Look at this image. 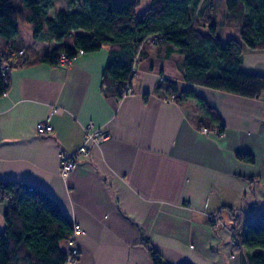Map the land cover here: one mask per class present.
<instances>
[{
    "label": "crops",
    "instance_id": "1",
    "mask_svg": "<svg viewBox=\"0 0 264 264\" xmlns=\"http://www.w3.org/2000/svg\"><path fill=\"white\" fill-rule=\"evenodd\" d=\"M68 2L55 0L52 10L73 9L65 7ZM139 2L137 16L150 0ZM209 10L217 38H236L239 27L223 22V3ZM26 27L19 46L29 56L59 46L33 43ZM2 46L0 39V52ZM109 50L106 44L68 63L8 70L0 96V180L44 191L72 227H80L76 259L65 264H152L148 247L169 264H241L231 227L264 209V94L249 98L184 82L183 56L163 44L135 65L132 94L117 98L104 84ZM238 68L264 75V50L243 47ZM169 82L203 98L223 130L203 135V128L217 127L199 114L193 99L165 101ZM46 120L52 131L38 133L36 126ZM88 124L109 138L79 155L82 164L62 177L59 155L83 145ZM238 153L251 155L253 163L238 160ZM5 206L0 201V231ZM209 216L220 223L213 225ZM61 248L68 252L65 242Z\"/></svg>",
    "mask_w": 264,
    "mask_h": 264
},
{
    "label": "trees",
    "instance_id": "2",
    "mask_svg": "<svg viewBox=\"0 0 264 264\" xmlns=\"http://www.w3.org/2000/svg\"><path fill=\"white\" fill-rule=\"evenodd\" d=\"M13 1L0 0V96L6 91L10 68L34 62L55 65L60 63L61 53L71 60L78 50L95 52L106 44L110 50L104 84L117 98H122L127 85L130 88L135 65L149 55L152 46L163 44H170L183 56L184 82L249 98L264 94V75L238 68L243 47L264 50V0H150L138 16L139 0H73L74 10H59L52 17L49 12L55 0H20V7ZM219 1L225 8L223 22L230 28L239 27L236 38L220 41L216 36L217 25L209 9ZM19 24L30 28L33 43L59 46L50 54L32 50L29 56L18 43ZM20 50L24 51L21 58L17 57ZM167 89L176 100L193 99L199 114L217 127V133L223 130L215 110L191 89H179L173 82ZM237 159L254 161L251 155L240 153ZM0 201L6 202L0 264L67 262L68 253L61 244L71 236L73 227L48 194L24 182L0 180ZM228 212L236 221L232 209ZM237 233L241 248L233 245V249L242 251L241 264H264V209ZM147 249L152 264H169L152 248Z\"/></svg>",
    "mask_w": 264,
    "mask_h": 264
},
{
    "label": "built area",
    "instance_id": "3",
    "mask_svg": "<svg viewBox=\"0 0 264 264\" xmlns=\"http://www.w3.org/2000/svg\"><path fill=\"white\" fill-rule=\"evenodd\" d=\"M78 55L84 54L82 50H78ZM24 51L20 50L17 54V57L21 58L23 56ZM60 63H68L70 60L67 58V55L64 53H61L59 55ZM24 62V59L21 60V63ZM13 63L12 65H14ZM4 70H8L7 66H3ZM132 91L128 87V85L123 89L122 97H126L128 95H131ZM173 95H170L166 98L165 101H170L173 99ZM264 101V95L263 99ZM36 131L38 133H50L52 131L51 125L48 123V120H46L45 123H39L36 126ZM201 133L206 136H212L217 134V129H207L203 128L201 130ZM109 138V135L107 131L100 129L98 127H95L93 124H88L84 128V142L83 145L77 149L72 155L67 156L64 153H60V164H59V171L60 175L62 177H67L74 169H76L79 165H81V161L78 160L79 155L87 154L90 147H99L102 143L107 141ZM209 221L213 224H219V220L215 216H209ZM239 230L240 226L237 225ZM238 231H232L231 232V241L233 245H236V247L241 248V244L238 240ZM81 233V229L78 225L73 226L72 234L71 236L65 241L66 248H67V261H72L74 257L78 254V248L76 244V237Z\"/></svg>",
    "mask_w": 264,
    "mask_h": 264
},
{
    "label": "rangeland",
    "instance_id": "4",
    "mask_svg": "<svg viewBox=\"0 0 264 264\" xmlns=\"http://www.w3.org/2000/svg\"><path fill=\"white\" fill-rule=\"evenodd\" d=\"M19 1H20V0H14V1H13V4H14L15 6H18V2H19ZM70 1L73 2V0H69L68 4L65 5V7H68V6H69V7L72 8L73 4L70 3ZM223 8H224V3H223ZM138 9H139V8H137V13H138ZM72 10H74V9H72ZM54 13H55V12L51 10V11L49 12V15L52 17V16H54ZM220 19L222 20V17L219 18V20H220ZM18 27H19L20 29H21V27H23V28H22V31H21V36H20V37L22 38V40H20L18 43H19L20 45H24L25 42L23 41V37H25V36H24V34H23V31H24L27 27H26V26H23L22 24H19ZM225 31H227V29H225ZM229 31L232 33V30H229ZM30 33H31V31H30ZM227 35H229V34H227ZM229 37H230V36H226V34H224V33H223V34H222V33H219V34H218V38H220V40H222V41L226 40V39L229 38ZM219 223H220V222H219ZM237 228H238V226H236L234 230L231 228V232H232V231H239L240 228H241V226H240L239 230H237Z\"/></svg>",
    "mask_w": 264,
    "mask_h": 264
}]
</instances>
